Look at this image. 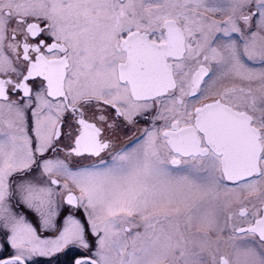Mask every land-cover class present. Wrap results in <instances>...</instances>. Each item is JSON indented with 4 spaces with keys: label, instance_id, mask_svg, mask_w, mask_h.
Returning a JSON list of instances; mask_svg holds the SVG:
<instances>
[{
    "label": "snow or ice",
    "instance_id": "obj_1",
    "mask_svg": "<svg viewBox=\"0 0 264 264\" xmlns=\"http://www.w3.org/2000/svg\"><path fill=\"white\" fill-rule=\"evenodd\" d=\"M0 264H264V0H0Z\"/></svg>",
    "mask_w": 264,
    "mask_h": 264
}]
</instances>
